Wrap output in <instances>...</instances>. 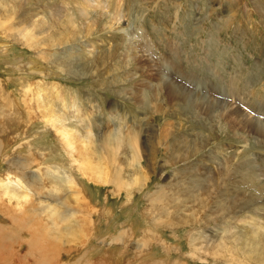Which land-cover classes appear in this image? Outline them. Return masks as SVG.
<instances>
[{
	"label": "rangeland",
	"instance_id": "rangeland-1",
	"mask_svg": "<svg viewBox=\"0 0 264 264\" xmlns=\"http://www.w3.org/2000/svg\"><path fill=\"white\" fill-rule=\"evenodd\" d=\"M0 148L61 231L1 217L0 264H264V0H0Z\"/></svg>",
	"mask_w": 264,
	"mask_h": 264
},
{
	"label": "bare ground",
	"instance_id": "bare-ground-1",
	"mask_svg": "<svg viewBox=\"0 0 264 264\" xmlns=\"http://www.w3.org/2000/svg\"><path fill=\"white\" fill-rule=\"evenodd\" d=\"M27 34H28V32H24V36H27ZM176 90H178V89L176 87H173L171 91L176 92ZM179 94L182 95V92L180 91ZM57 119L58 118L56 116L55 117H53V116L50 117L49 116L47 118V121H49V123H51L53 126H56L57 123H55V122L57 121ZM58 120H60V119H58ZM66 127L67 128H65V129H61L59 131V134H60L61 139L64 142L65 146L67 145L68 147H70L72 149V155L73 156H76L75 154H73V152L75 150L77 151V140L78 139L77 138H74L73 135H72V133L70 132L68 126H66ZM133 139L135 140V138H133ZM134 140H133V147L136 148V145L134 143ZM118 142H119V138L118 137H113V136L111 137V136H109L105 140V147L107 148L108 152H110L111 154H114V155L117 154L116 153L117 147H119ZM82 144H84L87 147V145L85 144V142H82ZM1 153L3 154L2 148H0V154ZM74 163L76 164V166H78L79 171L83 175H87L88 178L91 179V181L96 182L98 184H101V183L102 184H107V182L110 181V175H109L108 170H107V165L103 161L100 163V161H97V162L96 161H93L92 158L89 157V156L86 159H84V158L80 159V157L77 156L76 159H74ZM15 166H16L17 171H18V174L17 175H15V173H11V174L8 173L6 177H3V178L0 177V193L2 195L0 199L3 200L4 197H5L6 198V199H4L5 202L10 205V207L9 206H5V205H3V207L0 206V219L2 217L1 220L2 221L3 220L4 221H7V222L10 221V219L11 220L13 219V221H14L13 223L14 224L16 223V225H17L19 222H21V220L23 221V223H25V221L27 220V216H28V214H27V212H28L27 210L28 209L29 210H35L36 209V210H39L42 213H45V207L38 209L33 204H32L33 206H31V207L29 206V208H27V206H26V203H29V204L32 203V194H33V192L31 190V182H30V180L33 179L35 176H39L40 175V171H38V172L32 171L30 169L31 166L28 163H27V166L28 167H26V168H24V164L22 162L16 163ZM45 169H47V168H43V169L41 168L42 171H44ZM55 171H58L59 172L58 169H56ZM138 177H137V179L135 181L126 183L125 181H122V179H120L119 176H117L116 178H114L113 184L115 185V187L118 186L117 187L118 189L119 188H126V190L128 189V192H129L136 185H139L140 184V181H139L140 179ZM68 183L70 185V188L71 187H76L78 185V182L76 180V177H74L73 175H70V177L68 179ZM84 193H85V191L83 189V186L82 187L81 186H79V187L77 186L76 187V191H74L73 194L76 197V199L79 200V197H78L79 194H84ZM37 201L39 202V204L40 203L43 204V200L42 199L39 198ZM68 208H70V207H68ZM58 211L59 210H57V208H54L49 213H51L52 215L59 216L64 223H66V222L68 223L70 221V220H68V219H70V216H69V218L68 217H65V216H67L66 214L59 213ZM14 213H18V214H21V215L20 216H17V215H14ZM4 214H8V217H9L8 219L9 220H7V218H6V216ZM45 217H46L47 220H50V223H48V225H50L53 229H55L54 228L55 227L54 225L58 226L59 222L58 221L54 222V220L51 219L47 215V213H45ZM89 217H90V215H89ZM91 220H88V221H91ZM14 224H12V225H14ZM5 225H7V224H4V226ZM11 228H13V226ZM79 229H81V227H79ZM56 231H58V230H56ZM60 232L61 231H58L57 233H60ZM36 240L37 239H33L31 242H29L28 246L26 244H23L22 243L21 246H20L21 248L19 250L20 253L22 251V247L26 246L27 247V250L25 252V255L26 256H29V257L34 256L32 254H33V250H35V244H36L35 241ZM31 249H32V251H30ZM4 256L5 255H2L0 253V259H4ZM26 256H24V257H26ZM243 263L244 264H250L248 262L247 263L243 262ZM39 264H41V263H39Z\"/></svg>",
	"mask_w": 264,
	"mask_h": 264
}]
</instances>
